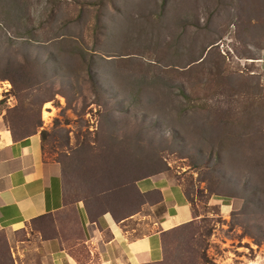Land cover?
I'll return each instance as SVG.
<instances>
[{
    "label": "rangeland",
    "instance_id": "rangeland-1",
    "mask_svg": "<svg viewBox=\"0 0 264 264\" xmlns=\"http://www.w3.org/2000/svg\"><path fill=\"white\" fill-rule=\"evenodd\" d=\"M36 132L65 209L0 230V264H50L75 203L130 216L157 172L196 215L157 264H264V0H0V135Z\"/></svg>",
    "mask_w": 264,
    "mask_h": 264
},
{
    "label": "crops",
    "instance_id": "crops-1",
    "mask_svg": "<svg viewBox=\"0 0 264 264\" xmlns=\"http://www.w3.org/2000/svg\"><path fill=\"white\" fill-rule=\"evenodd\" d=\"M144 198L134 214L119 218L111 212L91 215L84 204L74 209L82 238L70 246L69 231L59 224L55 236L42 238L39 251L50 264H157L173 232L195 221L182 187L166 172L138 179ZM226 208V207H225ZM65 193L61 167L42 157L39 133L15 138L0 135V230L10 235L28 232L39 219L61 214ZM148 229L146 234H138ZM81 245L83 251L77 246Z\"/></svg>",
    "mask_w": 264,
    "mask_h": 264
},
{
    "label": "bare ground",
    "instance_id": "bare-ground-1",
    "mask_svg": "<svg viewBox=\"0 0 264 264\" xmlns=\"http://www.w3.org/2000/svg\"><path fill=\"white\" fill-rule=\"evenodd\" d=\"M49 108V106L47 105V109ZM51 114L46 112V110H44L43 112V117H44V120L48 119V117L50 116Z\"/></svg>",
    "mask_w": 264,
    "mask_h": 264
}]
</instances>
